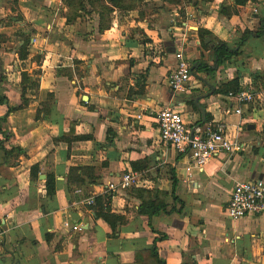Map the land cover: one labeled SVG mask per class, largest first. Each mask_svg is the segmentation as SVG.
<instances>
[{
  "label": "crops",
  "instance_id": "obj_1",
  "mask_svg": "<svg viewBox=\"0 0 264 264\" xmlns=\"http://www.w3.org/2000/svg\"><path fill=\"white\" fill-rule=\"evenodd\" d=\"M192 1L136 0L103 24L101 10L86 3L74 17L63 0H0V264H143L136 254L149 260L144 253L155 239L166 264H264V216L226 215L234 182L264 180L261 110L243 108L239 116L226 94L216 92L235 77L240 86L264 78V31L220 65L197 35L202 28L234 48L244 31L259 30L264 0L237 5L229 16L219 9L233 8V0ZM25 35L27 55L20 59ZM174 35L191 65L203 60L217 68L214 77L196 73L177 93L167 85ZM166 105L189 128L226 125L243 150L218 153L186 177L188 157L157 141L155 114ZM76 166L89 169L70 193L67 176ZM128 168L140 174L143 187L119 191L108 204L83 203ZM49 175L55 178L51 197ZM172 176L181 211L139 213L143 202L134 190L170 192ZM165 202L180 208L170 196ZM108 210L120 216L113 228L97 215ZM66 221L82 229L73 231Z\"/></svg>",
  "mask_w": 264,
  "mask_h": 264
},
{
  "label": "built area",
  "instance_id": "obj_2",
  "mask_svg": "<svg viewBox=\"0 0 264 264\" xmlns=\"http://www.w3.org/2000/svg\"><path fill=\"white\" fill-rule=\"evenodd\" d=\"M174 41L177 46L173 52L175 63L167 75V85L172 92L177 93L188 88L194 80L191 63L183 52V40L180 36L174 35ZM155 52L163 54L160 47ZM239 87L240 89L235 92L229 91L226 94L234 104V113L241 116L244 112L243 108L263 111L264 90H256L252 79ZM140 117L141 115H137V118ZM155 117L158 125V144L165 148H172L188 157L185 167L186 177H191L194 170L201 171L216 154H231L242 148V143L231 134L226 125L189 128L181 112L172 105L159 109ZM143 186L140 174L128 168L117 181L98 185L97 192L83 199V203L92 206L98 193L113 196L119 191ZM75 192L80 193L81 189H76ZM226 215L232 220L248 215L264 216V180L254 178L234 182L226 205ZM64 225L73 231L82 229L78 224L72 225L67 221Z\"/></svg>",
  "mask_w": 264,
  "mask_h": 264
},
{
  "label": "trees",
  "instance_id": "obj_3",
  "mask_svg": "<svg viewBox=\"0 0 264 264\" xmlns=\"http://www.w3.org/2000/svg\"><path fill=\"white\" fill-rule=\"evenodd\" d=\"M136 0H108L109 5H106L102 0H63L64 4L70 9V16H76L77 10H83L85 11V5L84 3L90 5L91 7H97L101 10V20L102 23H107L110 21V14L116 9V10H125V9H131L135 7ZM248 0H233V8H229L227 6H221L219 9V13L221 15H232L236 13L235 6L237 5H243ZM164 3H167L172 6H180L183 2V0H163ZM191 2H193L191 0ZM197 4V3H196ZM182 13V11L180 12ZM182 15V14H181ZM180 15V16H181ZM264 31V18L260 19V28L256 31H250L246 30L242 33L241 38L236 42V46L234 48H231L226 42L217 41L212 34L202 28H198L197 35L200 40L201 47L203 49H208L209 46H211L213 57L216 60V64L220 65V63L228 59L232 56L239 55L242 53L240 47L243 45V43L246 41V39L250 36L254 37H262ZM30 37L28 35L22 36V45L21 50L19 51V57L20 59H24L27 55V45L29 43ZM217 68H214L213 65H209L207 62L203 60H195L191 65V72L193 75L196 73L204 72L207 75L214 77V74L216 72ZM238 78H233L230 81L224 82L221 84L216 92L227 94L229 91L235 92L236 90L240 89L239 85L237 84ZM254 83V88L258 91L264 90V78L256 77L254 76L252 78ZM5 102L3 97H0V103ZM190 103V102H189ZM194 109L196 106L193 104ZM11 110V108L8 107V111ZM47 111L45 112V114ZM38 117V116H37ZM208 121V116L206 115L205 122ZM86 137L84 135L76 136V138H83ZM60 139H68L65 136H61ZM37 169V166H34L31 168V174H35V170ZM85 169H89L88 167L83 166H76L73 168H70L68 176H67V186L69 192H73L74 188L73 185H78V183H82L83 179L81 177L82 172H84ZM78 171L81 172V174H78ZM94 181V180H93ZM175 187H176V179L174 176H172V187L170 192L158 190L155 189H145V188H137L134 190L136 192V195L142 200V205L139 208V213L146 214L149 217H152L153 215H156L158 212L163 211L166 214H170L172 212H180L183 206V203L179 201V198L175 194ZM45 189L47 196L51 197L54 194L55 191V178L53 175H49L46 178L45 181ZM170 196L171 199L174 202L180 203L179 209H168V205L165 202L166 198ZM110 195H103V196H95L94 199V206L97 205L99 200H105L107 201V204L110 200ZM104 221H106L110 226L114 227V222L119 220L120 216L115 215L110 212V210L106 212L97 213ZM159 239V238H158ZM157 240V239H155ZM155 240L153 245L149 250H147L144 254H148L149 260L143 259L139 254H136V261L143 263V264H166L165 261L159 257V254L156 250ZM142 253V251H141Z\"/></svg>",
  "mask_w": 264,
  "mask_h": 264
},
{
  "label": "rangeland",
  "instance_id": "obj_4",
  "mask_svg": "<svg viewBox=\"0 0 264 264\" xmlns=\"http://www.w3.org/2000/svg\"><path fill=\"white\" fill-rule=\"evenodd\" d=\"M187 3L189 5H192V3H190V2H187ZM150 8H152V7H150ZM179 15H181V17L183 18L185 14H184V12H182V13L179 12ZM260 116H261V119L259 120V122L263 125H260V132H258V133H259L260 138H262L264 140V107H263V111H261V113H260ZM241 150H243V148H241L239 151H241Z\"/></svg>",
  "mask_w": 264,
  "mask_h": 264
},
{
  "label": "water",
  "instance_id": "obj_5",
  "mask_svg": "<svg viewBox=\"0 0 264 264\" xmlns=\"http://www.w3.org/2000/svg\"><path fill=\"white\" fill-rule=\"evenodd\" d=\"M194 29L196 30L197 27H194ZM85 97H86V96H85ZM85 97H83V99H85ZM199 108H200V110H201L202 122H205V118H206L205 110H204V108L201 107L200 105H199ZM247 128H248V129H253V128H254V125L249 124V125L247 126Z\"/></svg>",
  "mask_w": 264,
  "mask_h": 264
}]
</instances>
